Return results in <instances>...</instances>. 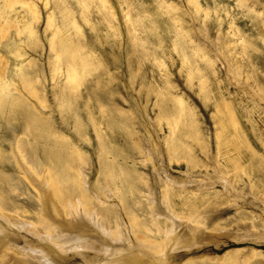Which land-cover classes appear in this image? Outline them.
I'll list each match as a JSON object with an SVG mask.
<instances>
[{
  "label": "rangeland",
  "instance_id": "obj_1",
  "mask_svg": "<svg viewBox=\"0 0 264 264\" xmlns=\"http://www.w3.org/2000/svg\"><path fill=\"white\" fill-rule=\"evenodd\" d=\"M28 1L38 12L33 19L27 14L31 33L18 35L9 26L1 40L2 48L16 50L8 53V76L15 66L22 71L9 87L18 109L9 123L0 119L5 211L31 218L39 210L13 158L24 122L39 121L50 141L82 151L94 207L116 215L128 244L141 242L129 231V217L149 236L157 234L148 208L154 204L156 221L178 235L193 229L200 238L220 234L218 243L177 248L171 264H235L231 249L251 253L245 264H264V0H83L86 7L79 0ZM25 8L15 3L8 15L20 20ZM63 10L80 31L67 25ZM69 34L74 40L79 34L88 60L82 77L71 71L70 79L64 55L59 61L55 55L58 39ZM176 37L186 56L174 48ZM177 98L184 103L181 112ZM227 108L235 128L227 124ZM169 117L178 120L174 134ZM219 121L227 127L217 145ZM175 140L171 158L168 146ZM150 143L159 151L152 161L145 155ZM45 148L39 141L42 159ZM109 165L113 177L104 188L100 168ZM219 174L229 178L230 188L219 183ZM65 261L82 264L69 252Z\"/></svg>",
  "mask_w": 264,
  "mask_h": 264
},
{
  "label": "bare ground",
  "instance_id": "obj_2",
  "mask_svg": "<svg viewBox=\"0 0 264 264\" xmlns=\"http://www.w3.org/2000/svg\"><path fill=\"white\" fill-rule=\"evenodd\" d=\"M18 2L26 7L24 10L26 13L20 15V20L18 17L13 16V18L8 15L9 9H12L15 3ZM79 2L84 4L85 7L87 6L85 1L79 0ZM0 5V47L5 52L8 51L5 55L0 53V119L4 118L6 123H9L12 120L14 111L18 109L17 105L11 102L9 87L14 86L15 77L22 76V71L15 66L12 77L8 76V53L16 50L13 48L8 50L9 47L2 48L1 40L9 26H16L18 35L25 30L31 33L32 29L27 20V14L30 19H33L37 18L38 12L36 6L28 0H0ZM63 16L67 21V25H71L77 31H80L76 20L70 18L66 10H63ZM84 20L87 21L85 18ZM58 33H60V28L56 29L52 42ZM57 43L56 60H61L62 55H64L67 62L68 79L75 77L71 75V71L82 77L81 71L88 68V60L84 58L85 45L82 44L79 34L75 40L71 34L61 36ZM173 46L175 49L180 50L181 55L186 56L180 37H176ZM87 54L89 53L87 52ZM66 58H69L70 61L72 58H77L79 66L76 64L77 60L72 64ZM71 89L73 90V88ZM75 91L72 93L75 94ZM176 100L179 104L178 111H183V101L179 98ZM227 111L230 114L227 124L235 128L234 116L228 108ZM161 115L167 116L169 113L162 112ZM169 116L171 117V114ZM170 117L168 124L171 133L174 134L178 120L171 121ZM183 118L193 126L188 114H185ZM179 119H182V117L180 116ZM31 122L32 120L25 121L21 127V133L23 134L20 137L16 135L15 156L13 158L16 163H19L22 174L35 191L39 210L31 218L20 217L18 212H6L8 210L3 204H0V260L2 259L0 264H35L34 260L37 257L35 254L40 257L38 260L41 264H66L67 252L73 256H78L82 264H171L170 257L177 248L191 249L201 243H218L220 234L213 232H207L210 233L206 234L207 237L200 238L201 236L198 237L195 233L196 229L191 230L189 234L181 233L178 235L179 233L172 231L173 226L171 228L161 227L156 221L155 212L152 210L153 204L148 208L152 223L156 222L154 226L157 234L150 235V237L147 234L149 232L147 228L142 225L140 227L139 222L129 217V231L138 234L137 236L140 237L141 242L128 244L129 241L127 242L123 235V233L125 234L124 228L122 230L116 215L113 216L107 208L94 207L92 195L86 189L88 183L84 168L87 165L83 159L85 156L83 157L82 151L70 142L64 145L60 141H50L45 136V129L41 122L35 121L30 124ZM95 124L97 130H101L99 127L100 122ZM217 126L219 132L216 135V140L217 145H219L222 142L220 140L227 125L219 121ZM53 134L55 133L53 132ZM31 136H33V142L27 144L29 140L26 143V138ZM39 141L46 144L43 159L38 153ZM147 146H145V155L148 161H152L159 151L155 144L150 143L149 147ZM177 147L178 141L170 142L168 150L171 158ZM115 152L113 150V153ZM187 156L188 159L192 160L189 153H187ZM213 170L218 174L216 166L213 167ZM99 175L104 177L105 184L101 181L99 183L107 188L113 177L111 166L109 165L104 169L100 168ZM219 176V183L224 186V189L230 188L229 178L227 179L223 175L222 177L220 174ZM183 184L184 182L179 185L183 187ZM197 186H200V184ZM114 190L116 192V189ZM163 243L165 244L162 245ZM227 254L238 256L234 261L235 264H245L251 253L247 254V252L238 249H231ZM222 257L217 256L215 259L221 260Z\"/></svg>",
  "mask_w": 264,
  "mask_h": 264
}]
</instances>
